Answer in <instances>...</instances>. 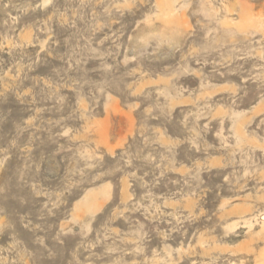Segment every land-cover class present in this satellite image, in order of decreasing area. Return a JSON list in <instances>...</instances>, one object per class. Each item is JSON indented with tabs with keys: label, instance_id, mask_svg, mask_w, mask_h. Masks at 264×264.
Returning a JSON list of instances; mask_svg holds the SVG:
<instances>
[{
	"label": "rangeland",
	"instance_id": "rangeland-1",
	"mask_svg": "<svg viewBox=\"0 0 264 264\" xmlns=\"http://www.w3.org/2000/svg\"><path fill=\"white\" fill-rule=\"evenodd\" d=\"M0 264H264V0H0Z\"/></svg>",
	"mask_w": 264,
	"mask_h": 264
}]
</instances>
